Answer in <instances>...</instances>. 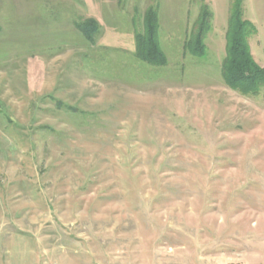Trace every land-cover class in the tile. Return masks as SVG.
<instances>
[{
    "label": "rangeland",
    "instance_id": "obj_1",
    "mask_svg": "<svg viewBox=\"0 0 264 264\" xmlns=\"http://www.w3.org/2000/svg\"><path fill=\"white\" fill-rule=\"evenodd\" d=\"M229 7L0 0V264H264V90L224 81ZM148 8L163 66L135 55ZM243 14L264 68V0Z\"/></svg>",
    "mask_w": 264,
    "mask_h": 264
},
{
    "label": "trees",
    "instance_id": "obj_2",
    "mask_svg": "<svg viewBox=\"0 0 264 264\" xmlns=\"http://www.w3.org/2000/svg\"><path fill=\"white\" fill-rule=\"evenodd\" d=\"M212 12L202 4L195 20L192 35L185 40L183 49L201 57L205 53L204 39L211 27ZM87 38L98 27L93 19L77 23ZM157 11L148 8L143 16L142 30L135 35V55L152 66H163L167 58L159 40ZM256 33L255 25L244 17L243 0H230L226 29V54L222 65L225 83L243 95H256L264 90V68L254 60L249 47V38Z\"/></svg>",
    "mask_w": 264,
    "mask_h": 264
}]
</instances>
